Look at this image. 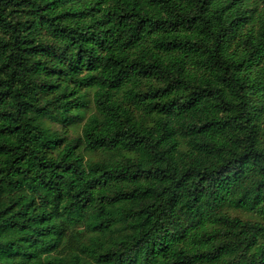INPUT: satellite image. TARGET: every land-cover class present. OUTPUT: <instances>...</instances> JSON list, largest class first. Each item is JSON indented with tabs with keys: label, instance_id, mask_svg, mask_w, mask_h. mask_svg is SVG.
Wrapping results in <instances>:
<instances>
[{
	"label": "clouds",
	"instance_id": "clouds-1",
	"mask_svg": "<svg viewBox=\"0 0 264 264\" xmlns=\"http://www.w3.org/2000/svg\"><path fill=\"white\" fill-rule=\"evenodd\" d=\"M0 114V264H264V0H0Z\"/></svg>",
	"mask_w": 264,
	"mask_h": 264
},
{
	"label": "trees",
	"instance_id": "trees-1",
	"mask_svg": "<svg viewBox=\"0 0 264 264\" xmlns=\"http://www.w3.org/2000/svg\"><path fill=\"white\" fill-rule=\"evenodd\" d=\"M47 8V6H45ZM227 7H231V5H228ZM39 50V46H36V49H33V51H38ZM27 51V49H26ZM55 71V70H53ZM54 87V86H53ZM71 95V94H68ZM0 116H7V114H0ZM11 128V132L9 131L8 128H0V137H3L5 135H11L12 133L15 132H19L20 131V125L19 124H15L14 126L10 125L9 126ZM20 145H16L15 148L13 146H10L8 144H3L0 143V153H3L4 155L9 156V159L11 161V165L12 166H16V165H20L22 164L25 160L28 159L27 156V150L25 149L24 152H21L19 155H16V151L19 150ZM17 171H19V168H17ZM260 196H264V193H260L258 191L257 193V198H259ZM13 205H9L8 208L4 209V213H7L8 211H10L12 209ZM27 207V206H26ZM141 211L143 212V209H141ZM17 215H20L19 213H17ZM31 220V218H29ZM46 218H41L39 221H32L29 224H23L21 225V231L24 232L26 235L25 236H21L20 239L25 240V242H28V239L31 235H36V234H43V232L45 231V229H37L34 226L36 224H45ZM18 223V222H17ZM103 223V221H102ZM97 227H99V225H97ZM0 228H4L3 225H0ZM7 229L5 228V231ZM31 230V231H30ZM31 246V245H29ZM196 255H202V253H195ZM17 255H19V253H17ZM14 253H9L7 256V260L9 262H11V264H16V260L19 259L20 260V264H24V256L27 255L29 259H31V255L28 253L25 254H21L19 256H17ZM114 255V254H113ZM48 264H52L51 260L48 261ZM182 264V262H181Z\"/></svg>",
	"mask_w": 264,
	"mask_h": 264
}]
</instances>
